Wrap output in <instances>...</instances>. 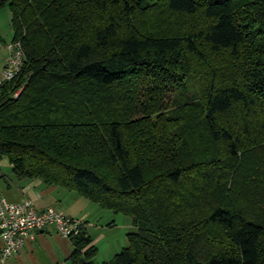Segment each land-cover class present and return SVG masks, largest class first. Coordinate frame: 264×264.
I'll return each instance as SVG.
<instances>
[{
	"label": "trees",
	"instance_id": "obj_1",
	"mask_svg": "<svg viewBox=\"0 0 264 264\" xmlns=\"http://www.w3.org/2000/svg\"><path fill=\"white\" fill-rule=\"evenodd\" d=\"M4 6L25 58L0 159L132 218L100 264H264V0ZM70 239V264H97L83 223Z\"/></svg>",
	"mask_w": 264,
	"mask_h": 264
},
{
	"label": "crops",
	"instance_id": "obj_2",
	"mask_svg": "<svg viewBox=\"0 0 264 264\" xmlns=\"http://www.w3.org/2000/svg\"><path fill=\"white\" fill-rule=\"evenodd\" d=\"M6 57L7 53L3 58L0 56V73L4 67ZM2 176L6 177V174L2 173ZM4 188V190L0 189V197L9 202L30 199L37 210L53 207L68 216L79 219L92 239L91 244L96 245V241L103 237L102 232H97L94 235L89 233L87 226L88 203L83 201L81 198L84 197L75 191H69L54 185H46L39 178H18L16 180L9 178L5 182ZM75 204L76 207H74ZM125 239V245H127L126 235ZM2 244L3 241L0 237V249ZM72 250L71 239L60 235L54 226L49 225L38 231L33 239L26 240L18 252L5 258H1L0 255V264H70Z\"/></svg>",
	"mask_w": 264,
	"mask_h": 264
},
{
	"label": "built area",
	"instance_id": "obj_3",
	"mask_svg": "<svg viewBox=\"0 0 264 264\" xmlns=\"http://www.w3.org/2000/svg\"><path fill=\"white\" fill-rule=\"evenodd\" d=\"M7 50L5 64L0 73V98L3 85L9 81H17L20 77L25 58L19 40L8 43ZM23 86L22 81L12 95L17 96ZM81 224L79 219L53 207L37 210L30 199L9 202L0 197V237L3 241L0 249L1 258L18 252L26 240L33 239L38 231L49 225L54 226L60 235L70 238L80 231Z\"/></svg>",
	"mask_w": 264,
	"mask_h": 264
},
{
	"label": "rangeland",
	"instance_id": "obj_4",
	"mask_svg": "<svg viewBox=\"0 0 264 264\" xmlns=\"http://www.w3.org/2000/svg\"><path fill=\"white\" fill-rule=\"evenodd\" d=\"M11 12L7 6L0 8V56L3 58L8 54L7 44L12 41L13 30L10 24ZM1 65V64H0ZM179 87L170 89L166 95V106L168 109L173 108L174 101L180 100L178 97L183 90ZM187 93H191V87L187 86ZM6 174V177L2 176ZM18 179L12 171L11 165L6 157L0 159V189L4 190L5 182L9 179ZM77 195L75 192H73ZM88 203V230L94 235L102 232L103 237L96 241L97 254L94 258L95 263L108 262L112 256L121 250L126 244L125 235L129 231H135L137 227L133 224L132 218L123 213H116L109 209L101 208L97 204L90 202L86 198H81ZM79 206V205H77ZM76 207V204L74 205ZM123 242V243H121ZM124 244V245H122Z\"/></svg>",
	"mask_w": 264,
	"mask_h": 264
},
{
	"label": "water",
	"instance_id": "obj_5",
	"mask_svg": "<svg viewBox=\"0 0 264 264\" xmlns=\"http://www.w3.org/2000/svg\"><path fill=\"white\" fill-rule=\"evenodd\" d=\"M0 232H1V230H0Z\"/></svg>",
	"mask_w": 264,
	"mask_h": 264
}]
</instances>
